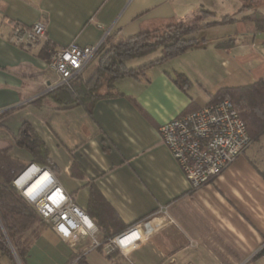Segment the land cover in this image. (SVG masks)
I'll return each instance as SVG.
<instances>
[{"label":"crops","instance_id":"0c3cea01","mask_svg":"<svg viewBox=\"0 0 264 264\" xmlns=\"http://www.w3.org/2000/svg\"><path fill=\"white\" fill-rule=\"evenodd\" d=\"M224 1L0 0V114L14 111L2 121L0 150L11 147L12 156L30 162L14 142L29 123L51 151L53 167L46 169L76 206L87 214L95 191L122 232L150 222L152 237L128 259L94 250L107 264H264V135L211 184L194 190L159 131L208 105L220 89L264 78V60L255 50L264 47V29L241 15L239 0L231 11L219 7ZM39 21L47 25L46 41L27 47L10 42L14 25ZM181 22L217 24L196 33L204 46L116 82L114 95L98 100L91 114L81 107L57 110L50 97L38 111L32 107L56 80L49 49L115 42ZM90 66L84 78L98 68ZM178 79L188 82L181 87ZM26 237V264H89L88 238L70 245L48 226ZM98 238L103 241L100 230ZM0 264L22 262L0 254Z\"/></svg>","mask_w":264,"mask_h":264},{"label":"trees","instance_id":"16d2710c","mask_svg":"<svg viewBox=\"0 0 264 264\" xmlns=\"http://www.w3.org/2000/svg\"><path fill=\"white\" fill-rule=\"evenodd\" d=\"M204 13L212 15L208 11ZM245 19L253 22L257 30L264 29V15L260 12H255ZM225 20L228 21L227 18ZM216 24L196 27L181 22L168 26L162 33L147 31L109 44H106V41L98 55L99 66L90 77L84 78L82 75L76 77L69 85L46 94L31 105L38 111L46 106L42 99L50 97L57 110L81 107L91 114L98 100L114 95L116 82L125 78L137 79L155 65L170 62L190 50L204 46L206 40L198 39L195 34L207 26ZM158 52H160L159 57L138 67L128 64ZM175 82L182 87L188 80L180 82L178 79ZM224 100L233 103L246 124L252 142L259 141L264 135V78L246 86L222 88L211 96L209 104ZM13 112V110L7 111L0 114V117L8 116ZM188 114L186 112L184 115ZM2 119L0 118V121ZM14 142L17 148L31 157V161L26 162L12 156L11 147L0 150V254L13 260V251H15L22 264H26L31 250V241L26 234L30 232L33 237H37L47 224L17 191L14 181L31 164L52 168L53 162L49 147L28 123L22 125ZM89 208L88 216L103 233V245L122 232L121 229H117L116 220L108 214V209L98 192H91ZM99 251L104 253L103 247L99 248ZM263 254L264 249L259 256ZM82 255L83 253L77 257ZM117 255L118 252H114L106 255V258ZM79 262H82V258Z\"/></svg>","mask_w":264,"mask_h":264},{"label":"built area","instance_id":"2783aa9c","mask_svg":"<svg viewBox=\"0 0 264 264\" xmlns=\"http://www.w3.org/2000/svg\"><path fill=\"white\" fill-rule=\"evenodd\" d=\"M9 40L14 45L26 47L43 43L47 40V25L42 21L29 28L14 25ZM104 41L89 47L72 43L65 48L49 49L48 67L56 75V80L47 85L45 94L67 86L81 76L98 56ZM255 50L264 60V47L257 46ZM159 131L194 190L209 185L253 143L246 124L230 100L210 103L196 112L172 119L163 124ZM35 166L37 173L48 170L50 177L36 193H29L27 189L36 174L21 185L18 180ZM23 174L14 181L15 188L47 226L67 244L74 245L81 237L88 238L92 250L103 247L107 255L118 252L128 259L152 237L148 229L150 222L143 221L103 245L98 238L99 229L96 224L74 204L49 169L31 164ZM163 212L166 213V210Z\"/></svg>","mask_w":264,"mask_h":264},{"label":"rangeland","instance_id":"374dc122","mask_svg":"<svg viewBox=\"0 0 264 264\" xmlns=\"http://www.w3.org/2000/svg\"><path fill=\"white\" fill-rule=\"evenodd\" d=\"M235 1L236 0H228V1H224L219 7L221 8H223V9H225V11H231L233 8H234V6H235ZM240 1V3H241V5H242V9H241V15L243 14V15H246L245 17H247V16H250V15H252L253 13H255V12H258V11H260V12H262L263 14H264V0H239ZM244 6V7H243ZM258 10V11H257ZM166 28L167 27H165V28H162V29H155V30H151V31H148V32H158V33H162L163 31H165L166 30ZM195 35H197V34H195ZM197 37V36H196ZM109 44V43H112V41H107L106 42V44ZM99 55V54H98ZM160 56V52H158V53H155V54H153V55H150L149 57H147V58H145V59H141L139 62L141 63V61L142 62H147V61H150V60H153V59H155V58H157V57H159ZM139 62H137V61H131V62H129L128 64L130 65V66H137L138 65V63ZM97 65V67L99 66V62H98V56L92 61V63H91V66L92 67H95ZM90 66V67H91ZM47 88V87H46ZM12 114H10V115H8V116H11ZM8 116H5V117H0V118H3V119H5V118H7ZM3 119L0 121V125L3 127V125H2V121H3ZM29 124V123H28ZM30 125V124H29ZM1 127V128H2ZM215 180V179H214ZM213 180V181H214ZM212 181V182H213ZM211 182V183H212ZM210 183V184H211ZM91 240H88V242H87V244H86V247H87V250H86V252H85V254H87L88 252H90V255H89V257H88V259H89V264H107V262H106V260H105V258L98 252V251H94V250H92V248H91ZM13 251V250H12ZM13 256L14 257H16L17 258V255H16V253H15V251H13ZM120 256H122V255H120L119 253H118V255H117V257H120ZM76 257H77V255H76ZM75 264H77V263H75Z\"/></svg>","mask_w":264,"mask_h":264},{"label":"bare ground","instance_id":"6f19581e","mask_svg":"<svg viewBox=\"0 0 264 264\" xmlns=\"http://www.w3.org/2000/svg\"><path fill=\"white\" fill-rule=\"evenodd\" d=\"M29 172H30V174L24 180H22L23 176ZM37 172H38L37 167L35 166L34 168H31L29 171H27L25 174H23L20 177V179L18 180L19 185H21L22 183L30 180L36 174V177L34 178L32 185L27 189V192H29V193L35 192V191L37 192L40 189L39 187L43 183H45L48 180V178L50 177V173L48 170H43L42 172H39V173H37Z\"/></svg>","mask_w":264,"mask_h":264},{"label":"water","instance_id":"95a60500","mask_svg":"<svg viewBox=\"0 0 264 264\" xmlns=\"http://www.w3.org/2000/svg\"><path fill=\"white\" fill-rule=\"evenodd\" d=\"M22 174H23V173H22ZM22 174H21V175H22ZM21 175H20V176H21ZM20 176H19V177H20ZM19 177H18V178H19Z\"/></svg>","mask_w":264,"mask_h":264}]
</instances>
